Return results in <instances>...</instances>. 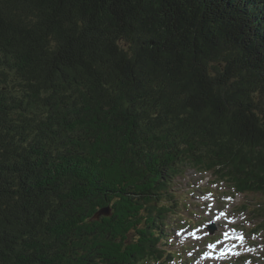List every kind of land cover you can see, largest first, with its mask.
<instances>
[{
	"label": "trees",
	"instance_id": "16d2710c",
	"mask_svg": "<svg viewBox=\"0 0 264 264\" xmlns=\"http://www.w3.org/2000/svg\"><path fill=\"white\" fill-rule=\"evenodd\" d=\"M187 167L264 198V0H0V264H172Z\"/></svg>",
	"mask_w": 264,
	"mask_h": 264
},
{
	"label": "rangeland",
	"instance_id": "374dc122",
	"mask_svg": "<svg viewBox=\"0 0 264 264\" xmlns=\"http://www.w3.org/2000/svg\"><path fill=\"white\" fill-rule=\"evenodd\" d=\"M222 181L193 167L172 179L167 192L176 203L163 217L166 249L178 253L172 264H264V230L256 226L262 218L253 211L264 198Z\"/></svg>",
	"mask_w": 264,
	"mask_h": 264
},
{
	"label": "water",
	"instance_id": "95a60500",
	"mask_svg": "<svg viewBox=\"0 0 264 264\" xmlns=\"http://www.w3.org/2000/svg\"><path fill=\"white\" fill-rule=\"evenodd\" d=\"M110 213H109V209L108 208H104L102 210H100L99 212H97L95 214V217H94V220H98L100 218V216H109ZM213 229V226H211V230Z\"/></svg>",
	"mask_w": 264,
	"mask_h": 264
},
{
	"label": "bare ground",
	"instance_id": "6f19581e",
	"mask_svg": "<svg viewBox=\"0 0 264 264\" xmlns=\"http://www.w3.org/2000/svg\"><path fill=\"white\" fill-rule=\"evenodd\" d=\"M170 235V234H169Z\"/></svg>",
	"mask_w": 264,
	"mask_h": 264
}]
</instances>
